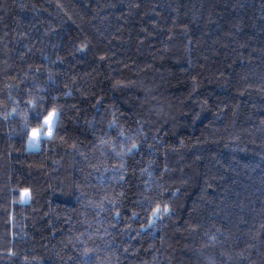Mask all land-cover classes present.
Instances as JSON below:
<instances>
[{"label": "trees", "instance_id": "16d2710c", "mask_svg": "<svg viewBox=\"0 0 264 264\" xmlns=\"http://www.w3.org/2000/svg\"><path fill=\"white\" fill-rule=\"evenodd\" d=\"M0 264H264V0H0Z\"/></svg>", "mask_w": 264, "mask_h": 264}, {"label": "snow or ice", "instance_id": "6c2138e0", "mask_svg": "<svg viewBox=\"0 0 264 264\" xmlns=\"http://www.w3.org/2000/svg\"><path fill=\"white\" fill-rule=\"evenodd\" d=\"M58 120V113L53 111L47 119L44 120L45 128L42 129H36L33 131V137H38L41 132H43V135L50 136L52 134L53 128L55 127L56 121ZM27 195V194H26ZM159 209H157V213L159 214ZM167 211V209H165Z\"/></svg>", "mask_w": 264, "mask_h": 264}]
</instances>
